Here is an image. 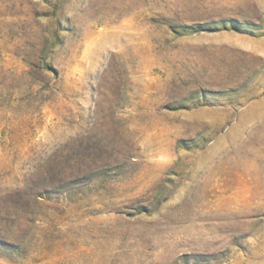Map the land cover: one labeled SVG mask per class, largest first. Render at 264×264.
Returning a JSON list of instances; mask_svg holds the SVG:
<instances>
[{"label": "rangeland", "instance_id": "1", "mask_svg": "<svg viewBox=\"0 0 264 264\" xmlns=\"http://www.w3.org/2000/svg\"><path fill=\"white\" fill-rule=\"evenodd\" d=\"M0 264H264V0H0Z\"/></svg>", "mask_w": 264, "mask_h": 264}]
</instances>
